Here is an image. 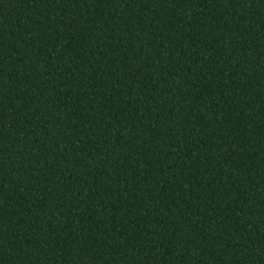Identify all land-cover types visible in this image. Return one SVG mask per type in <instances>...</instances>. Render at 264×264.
I'll return each mask as SVG.
<instances>
[{"label":"trees","instance_id":"obj_1","mask_svg":"<svg viewBox=\"0 0 264 264\" xmlns=\"http://www.w3.org/2000/svg\"><path fill=\"white\" fill-rule=\"evenodd\" d=\"M0 264H264V0H0Z\"/></svg>","mask_w":264,"mask_h":264}]
</instances>
